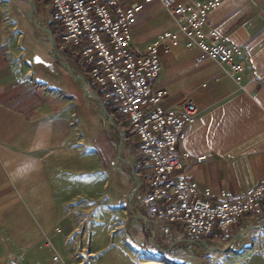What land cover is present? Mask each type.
<instances>
[{
  "label": "crops",
  "instance_id": "1",
  "mask_svg": "<svg viewBox=\"0 0 264 264\" xmlns=\"http://www.w3.org/2000/svg\"><path fill=\"white\" fill-rule=\"evenodd\" d=\"M116 1L123 9L144 2ZM208 22L223 44L241 50L245 65L241 83L224 75L215 62L197 61L199 51L187 49L181 37L169 42L168 53L160 52V76L152 89L165 92L159 103L164 109L184 101L193 102L197 109L178 145L191 156L184 171L187 179L200 192L241 195L264 176V0H222L210 12ZM176 27L175 18L152 1L136 16L131 31L133 50L144 52L158 36ZM26 38L31 39L27 47ZM62 70L64 81L56 78ZM82 86L102 105L87 97ZM94 108L117 138L131 141L135 165H129L130 173L136 168L146 195L145 172L137 161V136L127 122L107 110L81 73L76 56L54 38L47 1L0 0V208H4L0 212V264L13 257L21 264L14 255L15 246L28 248L46 241L67 244L74 233L68 216L86 215L94 208L93 202L75 206L79 199L94 200L95 188L101 184L99 173L104 168L107 173L113 161L80 131L78 112L87 119ZM200 156L205 160L197 163ZM144 197L139 203H127L136 213L133 223L140 224L157 246L163 245L165 225L148 219ZM102 199L105 205L123 207L114 204L108 192ZM157 226H161L158 234ZM174 233L186 236L177 226L168 235ZM208 238L224 242L220 253L232 264H264V216L254 220L244 216L225 236L220 238L215 232ZM189 239L206 243V239ZM50 253L36 250L26 256V262L48 264ZM105 258L112 259L109 254Z\"/></svg>",
  "mask_w": 264,
  "mask_h": 264
},
{
  "label": "built area",
  "instance_id": "2",
  "mask_svg": "<svg viewBox=\"0 0 264 264\" xmlns=\"http://www.w3.org/2000/svg\"><path fill=\"white\" fill-rule=\"evenodd\" d=\"M46 1L54 38L76 56L81 73L107 110L127 122L139 140L137 161L148 186L143 199L148 219L164 224L165 235L177 226L189 238L206 239L215 232L225 236L244 216L251 220L264 216V176L244 194L220 191L216 196L209 190L200 192L187 179L184 171L191 156L178 145L197 109L191 101L164 109L159 103L165 92L152 89L160 76V52L168 53L169 42L181 37L187 49L199 51L197 61L215 62L224 75L241 83L245 69L241 50L223 44L208 22L222 0H156L177 27L158 36L142 53L133 50L131 31L137 14L154 0L128 9L116 0ZM204 160L196 158L197 163ZM6 264L20 263L13 257ZM48 264L65 263L55 254Z\"/></svg>",
  "mask_w": 264,
  "mask_h": 264
},
{
  "label": "rangeland",
  "instance_id": "3",
  "mask_svg": "<svg viewBox=\"0 0 264 264\" xmlns=\"http://www.w3.org/2000/svg\"><path fill=\"white\" fill-rule=\"evenodd\" d=\"M30 41L31 39L26 38L24 45L29 46ZM61 74L56 78L64 76L63 70ZM72 81L76 84L74 79ZM78 118L82 134L91 144L96 142V146L102 148L103 155L106 158L112 156L113 161L109 164L107 173L105 168L99 173L101 184L98 190L95 188L94 200H87L85 204L86 202H80L79 199V203L75 205L83 207L93 202L94 208L86 215L68 216L74 232L71 241L67 244L46 241L28 248L15 246L14 255L20 257L21 264H27L26 256L36 250H48L51 252L50 256L59 254L65 264H162V260L163 264H232L228 256L220 253L224 242L219 244L218 239L210 241L208 238L206 243H193L186 236L174 233L163 238V245L157 246L158 243H153L149 233L145 229L143 232L140 224L133 223L136 213L127 205L128 201L132 204L139 203L145 195V187L142 178L136 175V168L133 167V175L130 173L132 169L129 165H135L131 141L124 143L117 138L105 117L95 108L87 119L79 111ZM105 177L108 179V187L104 186ZM107 192L113 197L114 204H121L123 207L113 208L111 204L105 205V199L99 201ZM2 209L4 210L0 208V212ZM160 230L161 226L155 227L156 234ZM108 254L112 259L106 260L105 256Z\"/></svg>",
  "mask_w": 264,
  "mask_h": 264
},
{
  "label": "water",
  "instance_id": "4",
  "mask_svg": "<svg viewBox=\"0 0 264 264\" xmlns=\"http://www.w3.org/2000/svg\"><path fill=\"white\" fill-rule=\"evenodd\" d=\"M81 89H82V91L84 92V94H85L87 97L92 98L93 100H95L96 102H99V103L102 105L100 99L97 98V97H95V96H93V95H91L89 92H87V90L85 89V86H82Z\"/></svg>",
  "mask_w": 264,
  "mask_h": 264
},
{
  "label": "trees",
  "instance_id": "5",
  "mask_svg": "<svg viewBox=\"0 0 264 264\" xmlns=\"http://www.w3.org/2000/svg\"><path fill=\"white\" fill-rule=\"evenodd\" d=\"M100 97V96H99ZM101 98V97H100Z\"/></svg>",
  "mask_w": 264,
  "mask_h": 264
}]
</instances>
